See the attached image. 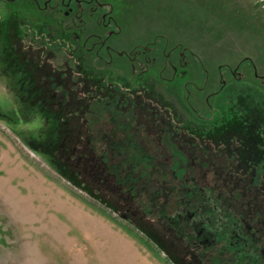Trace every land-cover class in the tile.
<instances>
[{"label":"rangeland","instance_id":"rangeland-1","mask_svg":"<svg viewBox=\"0 0 264 264\" xmlns=\"http://www.w3.org/2000/svg\"><path fill=\"white\" fill-rule=\"evenodd\" d=\"M39 2L43 6V0ZM99 2L120 28L110 38L115 44L145 45L157 37L158 46H168L166 51L176 47L172 54L178 56L181 51L189 61L196 62L195 57L202 60L204 72L216 78L212 89L219 86L220 66L226 72L228 65L235 67L242 61L239 70L248 74V79L230 80L221 97L234 94L229 98L235 100L244 94L264 109V82L257 79L258 74L264 77V0ZM55 19L50 9L41 12L29 0H0V264L180 263L181 252L171 248L169 234L161 224L141 217L109 183L95 184L91 179L95 171L84 161L73 167L75 162L67 154L54 152L57 144L60 148L61 140L58 134L62 124L57 118L65 116L69 121L63 124L66 128L78 124L70 109H83L82 102L72 100L68 109L64 104L54 105L56 97L48 90L52 79L44 69L32 71L37 81L39 74L45 72L46 90L41 86L43 94L30 97L20 71L10 67L11 39L7 31L17 21L22 33H28L35 41L54 48L74 49L76 56L86 55L79 40L72 38L69 29L61 30ZM74 22V18L65 16L62 24ZM65 57V53L61 55V59ZM162 61L159 62L163 65ZM193 67L189 69L200 72L197 65ZM154 68L157 69L153 66L151 71L134 77L129 87L125 86L129 82L126 78L107 75L104 84L124 87L126 93H108L101 101H94L87 117L91 147L103 156L117 182L136 196L133 199L142 200L150 211L149 217L156 218L161 214L146 196L158 176L153 174L152 161L146 155L150 144L146 140L138 144L134 107L124 106V100L126 96L136 97V90L130 92L127 88L143 84L189 117V112H184L187 107L181 82L190 75L189 70L180 68L174 81L162 82ZM73 130L70 136L75 131L82 135L87 132L86 127ZM75 170H80L79 175Z\"/></svg>","mask_w":264,"mask_h":264},{"label":"flooded vegetation","instance_id":"flooded-vegetation-1","mask_svg":"<svg viewBox=\"0 0 264 264\" xmlns=\"http://www.w3.org/2000/svg\"><path fill=\"white\" fill-rule=\"evenodd\" d=\"M29 1L41 12L50 9L57 26L69 29L86 55L76 56L74 49L35 41L28 33H22L17 21L7 31L11 39L10 67L20 71L21 82L30 96L43 94L40 87L45 89V72L48 73L52 79L48 90L56 97L54 105H63L67 97L77 104L82 102L83 109H75V117L80 124L84 118L83 127L89 129L87 114L94 101H101L108 93H126L124 87L104 84L107 75L126 78L129 82L125 86L129 87L134 77L151 71L153 66L162 82L174 81L180 68L189 70L190 77L181 82L187 107L184 112H189V117L143 84L127 88L130 92L136 90V97L126 96L124 100V106L134 107L138 144L144 140L150 144L146 155L152 161L153 174L158 176L146 196L161 215L149 217L150 211L142 200L133 199L136 196L124 189L109 170L94 174L92 179L97 183L105 180L141 217L161 224L169 234L171 248L181 252L177 264H264V109L244 94L245 98L235 100L229 98L234 94L221 97L230 80L248 79V74L239 70L242 61L235 67L228 65L226 72L220 66L219 86L212 89L216 78L204 72L206 67L198 57L193 62L181 51L174 55L172 50L176 47L166 51L168 46H158V39L145 45L115 44L110 38L120 28L110 11H103L105 5L99 0H43V6L40 0ZM65 16L75 22L63 25ZM64 53L66 57L61 59ZM194 64L200 72L189 69ZM40 69L45 72L39 74L37 81L32 70ZM200 73L203 77L198 76ZM263 78L257 75L258 81L264 82ZM82 140L83 136H77L79 143Z\"/></svg>","mask_w":264,"mask_h":264},{"label":"trees","instance_id":"trees-1","mask_svg":"<svg viewBox=\"0 0 264 264\" xmlns=\"http://www.w3.org/2000/svg\"><path fill=\"white\" fill-rule=\"evenodd\" d=\"M44 98L45 97H43V99ZM38 99L40 101L41 98H38ZM45 99L49 100L50 97L49 98L47 97ZM63 104L66 105V108L68 109V107H70L68 105V104H70V98L67 97V100H64ZM71 108H72V106H71ZM53 109L55 110V108H53ZM70 111H71V113H73V117H74L75 113H76L75 109L72 108V109H70ZM50 113H52V112H50ZM57 119H58V122H60L62 124V126H60L61 130H59V134H58V136L60 135L61 140H60V144H59L60 148H58V144H57L56 149L54 148L55 149L54 152L59 153L60 155L67 154V156L71 160V162H72V160H74V162H75V163H72L73 167L76 166L75 164H80L79 162L84 161L83 164L89 165L93 168L92 170L95 171L94 172L95 175H102L101 172L107 173L109 168H108V165L105 162L103 156H101L100 154H97V153L96 154L93 153V151H92L93 148L91 147L90 143L88 142V140H89V129L86 127L87 132L85 135H82L78 131H75L74 134L70 136V134H72V132L74 131L73 129L83 128L84 118H82L83 123L81 122V124L78 123V124L74 125L73 127L71 125H68L70 127H67V128H70V130L63 126V124H65V125L69 124V121L66 120L65 116L61 115ZM63 130H65V132H63ZM79 135L84 137V140H82L80 143L77 141V136L79 137ZM69 136H70V140H68L66 142V139H69ZM66 143H68L69 145L72 143L74 145L73 146H67ZM79 171L80 170H75V172L78 175H79V173H78ZM95 175H92V177ZM92 177H91V179H92ZM93 182L95 184H101L102 186L105 185V183H107L105 180L102 183H97L96 181H93Z\"/></svg>","mask_w":264,"mask_h":264},{"label":"water","instance_id":"water-1","mask_svg":"<svg viewBox=\"0 0 264 264\" xmlns=\"http://www.w3.org/2000/svg\"><path fill=\"white\" fill-rule=\"evenodd\" d=\"M158 38L156 37L154 40H157Z\"/></svg>","mask_w":264,"mask_h":264}]
</instances>
